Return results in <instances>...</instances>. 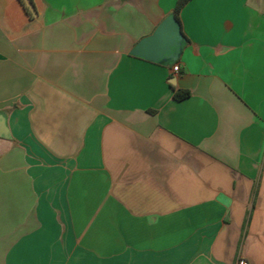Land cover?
<instances>
[{
	"label": "crops",
	"instance_id": "1",
	"mask_svg": "<svg viewBox=\"0 0 264 264\" xmlns=\"http://www.w3.org/2000/svg\"><path fill=\"white\" fill-rule=\"evenodd\" d=\"M176 2L0 0V264H264V0Z\"/></svg>",
	"mask_w": 264,
	"mask_h": 264
},
{
	"label": "water",
	"instance_id": "2",
	"mask_svg": "<svg viewBox=\"0 0 264 264\" xmlns=\"http://www.w3.org/2000/svg\"><path fill=\"white\" fill-rule=\"evenodd\" d=\"M181 30L178 22L172 15H168L154 30L141 39L130 51V55L159 63L170 57L176 59L179 52ZM9 131L5 120L0 117V137H8Z\"/></svg>",
	"mask_w": 264,
	"mask_h": 264
},
{
	"label": "trees",
	"instance_id": "3",
	"mask_svg": "<svg viewBox=\"0 0 264 264\" xmlns=\"http://www.w3.org/2000/svg\"><path fill=\"white\" fill-rule=\"evenodd\" d=\"M190 0H177L175 8L172 12V16L175 18V20L178 22L179 26H180V30H181V25H180V18H179V14L182 10V8L189 2ZM180 46H179V52L178 55H180V53L182 52V49L184 48V46L187 44L188 40L187 38L184 36L182 30H181V37H180ZM171 62V61H169ZM160 63H165V61H161ZM173 63V62H172ZM189 97V92L185 91V90H180V89H174V99L177 101H181L185 98Z\"/></svg>",
	"mask_w": 264,
	"mask_h": 264
},
{
	"label": "built area",
	"instance_id": "4",
	"mask_svg": "<svg viewBox=\"0 0 264 264\" xmlns=\"http://www.w3.org/2000/svg\"><path fill=\"white\" fill-rule=\"evenodd\" d=\"M171 70H172V72H173L174 74H178V72H179V65H177V64L173 65V67H172ZM238 264H248V262L245 261V260H240V261L238 262Z\"/></svg>",
	"mask_w": 264,
	"mask_h": 264
}]
</instances>
